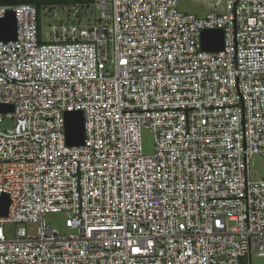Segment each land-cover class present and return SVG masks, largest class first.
Here are the masks:
<instances>
[{
    "label": "built area",
    "instance_id": "1",
    "mask_svg": "<svg viewBox=\"0 0 264 264\" xmlns=\"http://www.w3.org/2000/svg\"><path fill=\"white\" fill-rule=\"evenodd\" d=\"M224 3L203 16L178 0L0 5L16 20L0 41V105L13 106L0 111V264H264V175L250 166L264 159V0ZM215 28L223 47L202 49Z\"/></svg>",
    "mask_w": 264,
    "mask_h": 264
},
{
    "label": "water",
    "instance_id": "2",
    "mask_svg": "<svg viewBox=\"0 0 264 264\" xmlns=\"http://www.w3.org/2000/svg\"><path fill=\"white\" fill-rule=\"evenodd\" d=\"M16 37V20L13 11L8 10L0 18V41L6 42ZM202 49L217 51L223 47V33L219 28L205 29L201 32ZM12 105H0V111H11ZM65 141L67 145H80L84 138V123L81 110L67 111L65 113ZM10 199L6 193L0 194V216H6Z\"/></svg>",
    "mask_w": 264,
    "mask_h": 264
},
{
    "label": "rangeland",
    "instance_id": "3",
    "mask_svg": "<svg viewBox=\"0 0 264 264\" xmlns=\"http://www.w3.org/2000/svg\"><path fill=\"white\" fill-rule=\"evenodd\" d=\"M217 0H178V10L181 12L193 13L197 16H203L209 11L223 12L225 3L224 0H218V5L215 2ZM46 38L48 37L46 35ZM12 126V121L5 118L1 124L3 129L10 128ZM141 145L142 151L145 155H151L154 153V137L153 133L148 128H143L141 130ZM250 166L252 173L255 178H260L264 175V159L259 155H253L250 159ZM45 220L48 224L56 228L60 233H67L68 229L66 227L65 221L66 216L60 212H51L45 215ZM18 225L15 223H7L5 225V235L8 238L15 237V232ZM258 261V259H254Z\"/></svg>",
    "mask_w": 264,
    "mask_h": 264
},
{
    "label": "trees",
    "instance_id": "4",
    "mask_svg": "<svg viewBox=\"0 0 264 264\" xmlns=\"http://www.w3.org/2000/svg\"><path fill=\"white\" fill-rule=\"evenodd\" d=\"M68 0H0V5H11V4H19V3H29L35 5L37 8L51 3H61L66 2Z\"/></svg>",
    "mask_w": 264,
    "mask_h": 264
}]
</instances>
